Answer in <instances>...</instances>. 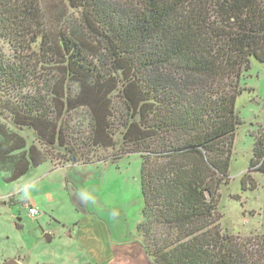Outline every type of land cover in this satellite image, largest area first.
<instances>
[{
  "label": "trees",
  "instance_id": "1",
  "mask_svg": "<svg viewBox=\"0 0 264 264\" xmlns=\"http://www.w3.org/2000/svg\"><path fill=\"white\" fill-rule=\"evenodd\" d=\"M45 1L0 0V43L16 54L0 53L6 180L139 155L137 231L155 264H264V233L231 235L219 212L241 80L264 62V0ZM258 131L248 172L264 176Z\"/></svg>",
  "mask_w": 264,
  "mask_h": 264
},
{
  "label": "rangeland",
  "instance_id": "2",
  "mask_svg": "<svg viewBox=\"0 0 264 264\" xmlns=\"http://www.w3.org/2000/svg\"><path fill=\"white\" fill-rule=\"evenodd\" d=\"M43 1L47 10L46 1ZM0 53L10 59L16 55L14 47L7 40L1 41ZM42 72L48 74L46 69ZM241 84L247 89L238 97L236 109L243 123L238 127L235 138L229 183L223 184L219 191V212L222 215V228L231 235L244 238L264 233V176L259 171L248 172L254 134L259 132V128L264 131V62L253 57L251 68L244 73ZM24 134L28 142L32 143V132L25 130ZM110 152L108 150L100 155H109ZM49 164L43 163L32 168L25 176L13 182L7 181L5 173L0 169V264L18 257L21 258V264H107L118 257V250L123 252L129 249L135 252V249L130 248H134L139 240L130 230L135 220L130 213L124 211L122 218H118L120 223L123 222L120 227H124V234L113 225L119 234L115 231L116 238L113 240H103L101 233L105 231V224L92 220L100 217L98 212L102 209L101 198L105 196L113 197L115 193L114 199L122 201L126 207L131 199L139 200L141 195L143 198L140 156L129 155L109 163H80L58 169L54 176L38 180L42 175L41 170L47 171ZM68 170L72 171L69 181L76 187L73 199L79 211H75L71 199L63 195L65 188L57 191L59 185H66ZM115 171H120L119 175H113L114 180L118 181L116 184L114 180L111 184L104 180L105 174ZM246 173L254 180L255 189L251 188L247 180L243 188L242 179ZM43 190L51 191L55 198L57 211L54 214L57 217L51 218L59 225L49 218L53 211L42 210L41 215L33 217L23 204L25 198L41 199ZM104 214L109 213L104 211ZM73 215L83 219L82 225L70 227L74 239L66 236L67 227L64 226ZM51 234L54 236L49 240L46 235ZM137 237H140L138 231Z\"/></svg>",
  "mask_w": 264,
  "mask_h": 264
},
{
  "label": "crops",
  "instance_id": "3",
  "mask_svg": "<svg viewBox=\"0 0 264 264\" xmlns=\"http://www.w3.org/2000/svg\"><path fill=\"white\" fill-rule=\"evenodd\" d=\"M48 162L49 161H47L45 163H48ZM49 163L50 164H49L48 170L47 171L41 170L42 175L38 178V180L43 178V177L54 176V174L59 171L58 169H61V168L64 169L65 167H67V168L72 167V165L62 166V165H56L52 162H49ZM71 172L72 171H70V170H68V172H67V180H66L67 183H66V185L64 187L59 185L57 187V191L62 190V189L64 190V188H65V190H64L65 193H63V195L67 196V198L69 197L72 201L71 206L73 207V209L75 211H79V208L77 207V205H75L76 201H74V199H73V192H75L76 187L72 182L69 181ZM115 174L119 175L120 171H115V172H110L109 174H105L104 180L108 181V183L111 184L112 181L114 180L113 175H115ZM113 182H114V184H116L118 181L115 179ZM107 190L108 189H106L104 191V193ZM104 193H103V196H104ZM114 197H116L115 193H113V197L108 198V196H105V197L101 198L102 209L98 212L100 217L93 219L92 222L97 221L96 223L102 222L103 224L108 225V226H105V225L103 226V229H105V231L103 233H101L102 239L105 240L106 238H108L109 240L110 239L113 240L114 238H116L115 237L116 236L115 227L119 231H121V233H123V234L125 233L124 227H120V224H123V222L120 223V221H118V218H122V214L124 213V211L127 213H130L131 216L135 218L133 224L130 227V230H133L132 232L135 233L134 236H135V238H137L139 240V243H137L134 248L127 247V248H130L131 250L135 249L134 250L135 252H131V251H129V249H125L123 252H120V250H118V251L116 250L118 253V257L113 258L111 261H108L107 264H155L152 261V259L148 256V254L146 253L141 238L137 237L138 226L144 221V217H143L144 201L142 200L143 199L142 195H141V198H139V200L133 201L131 199L130 204L127 205L128 207H131V208L126 207L122 203V201H119V200L117 201L116 199H114ZM40 198L41 199H38L36 197H32L31 199L25 198L23 201L24 202L23 204H24L26 209H27L28 204L38 206L40 208V213H42L43 211L47 212L48 210H51V211H53V215H51V216L49 215V218L52 219L53 216L57 217V215L54 214L57 211V207H56V204L54 203L55 198H54L52 192L47 191V190H43ZM42 206H45V207L42 209ZM104 211H108L109 214L105 215ZM39 215H41V214H39ZM45 219H47V218H45ZM52 220H54V219H52ZM82 220H83L82 218L75 217L74 215L71 216L70 219H67V221L64 223V226L67 227V232H66L67 235L66 236L74 239V236L72 234V231L70 230V227L75 226V225H77V226L82 225V223H83ZM96 223H95V225H97ZM56 224L59 225L58 222H56ZM85 224L89 225V223H84V225ZM113 225H115V227ZM116 233H117V231H116ZM117 235H119V234L117 233ZM53 236H54V234H51V236L46 235V237L49 240L52 239ZM108 245L109 244H107V250H108ZM18 260H21V258ZM4 261H2V262H4ZM74 264H79V263H74Z\"/></svg>",
  "mask_w": 264,
  "mask_h": 264
},
{
  "label": "built area",
  "instance_id": "4",
  "mask_svg": "<svg viewBox=\"0 0 264 264\" xmlns=\"http://www.w3.org/2000/svg\"><path fill=\"white\" fill-rule=\"evenodd\" d=\"M29 213L33 216L36 217L40 214V208L38 206L28 204L27 205Z\"/></svg>",
  "mask_w": 264,
  "mask_h": 264
},
{
  "label": "water",
  "instance_id": "5",
  "mask_svg": "<svg viewBox=\"0 0 264 264\" xmlns=\"http://www.w3.org/2000/svg\"><path fill=\"white\" fill-rule=\"evenodd\" d=\"M6 264H21V262L17 259H12V260L8 261Z\"/></svg>",
  "mask_w": 264,
  "mask_h": 264
}]
</instances>
